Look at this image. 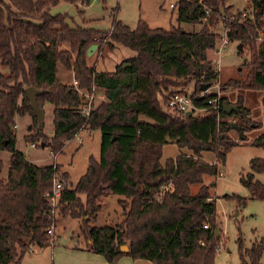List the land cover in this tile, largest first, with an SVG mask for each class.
<instances>
[{
	"label": "trees",
	"instance_id": "1",
	"mask_svg": "<svg viewBox=\"0 0 264 264\" xmlns=\"http://www.w3.org/2000/svg\"><path fill=\"white\" fill-rule=\"evenodd\" d=\"M61 1L0 0V150L10 152L6 178L1 177L0 158V264H21L32 245L50 243L45 193L53 189L60 166L33 163L17 148L16 117L25 114H31L34 122L26 140L44 144L54 155L62 153L83 128L101 131L100 158L90 155L86 172L74 185L63 187L59 205V215L80 219L87 249L110 264L124 255L154 264H215L221 244L219 221L216 199L204 176L216 175L228 152L262 122L251 118L243 96L231 102L209 89L218 85L220 92L264 90V36L260 35L264 0H251V14L245 16L243 11L232 13L227 0H180L177 20L202 24L192 32L182 27L153 28L142 19L132 28L116 14L108 29L71 25L67 14L50 12ZM65 1L90 4L92 0ZM206 6L211 8L208 16ZM221 21L229 41L242 43L240 52L248 54L242 76L224 83L209 57L221 37L215 30ZM94 43L97 53L104 45L113 50L119 43L136 55L114 70H97L87 56ZM59 63L73 71L77 85L60 80ZM192 82L195 105L207 107L208 112L188 116L166 108L168 96L174 91L188 93L181 87ZM204 84L209 91L201 95ZM30 85L45 91L37 97L42 109L46 103L54 106L52 135L44 132L30 105L25 93ZM93 87L103 92L104 99L85 116L81 106L86 97L79 89L90 93ZM214 99L218 109L209 102ZM225 103H234L237 109L226 112ZM236 115L240 130L232 126ZM170 142L191 153L163 161L164 145ZM253 144L264 147V133ZM204 151H213L216 162L203 159ZM250 166L252 171L241 173V182L251 197L264 200V183L255 179V172L264 173V158H253ZM61 173L65 181L69 179L68 172ZM194 184L199 185L196 193ZM109 193L120 196L122 219L94 225L102 208L100 197ZM240 204H245L242 199ZM238 241L243 264H261L264 240L250 248L242 237Z\"/></svg>",
	"mask_w": 264,
	"mask_h": 264
},
{
	"label": "rangeland",
	"instance_id": "2",
	"mask_svg": "<svg viewBox=\"0 0 264 264\" xmlns=\"http://www.w3.org/2000/svg\"><path fill=\"white\" fill-rule=\"evenodd\" d=\"M179 2L180 0H106V2L92 0L90 4H85L81 2L70 3L63 0L52 6L50 12L52 14H67L68 22L71 25H83L97 29L110 28L116 14L117 19L122 20L132 28H135L139 20L142 19L153 28L173 29L182 27L189 32L198 31L202 27L201 23L179 22L177 20ZM226 5H231L232 13L252 10L251 0H227ZM81 11L84 12L81 13ZM215 30L222 37L225 34L224 22L221 21ZM260 35L263 37L264 32H261ZM221 37L218 40V47L222 44ZM239 43L236 40L230 41L220 53L215 51L216 48L210 51L213 62H216V59L221 60L218 67L220 83H224L230 78L242 76L240 69L245 58L248 60V54L246 50L240 52ZM242 49L244 50V48ZM102 51V55H104L111 50L108 45H104ZM132 52H134L132 49L119 45L118 49L113 50V54L111 52L97 61L98 67L114 69V61L119 55ZM97 55L99 56L101 53H97L89 61L91 65L94 59H98ZM59 66L60 79L72 83L71 71L62 65ZM245 71L246 69L242 72L243 77ZM181 89L187 90L191 94L194 90V83L181 87ZM217 90L219 89L216 86L211 88V91ZM94 93L95 104H98L104 99L103 92L97 88ZM253 101L254 116L258 121L264 122L263 105L258 101L257 103L255 100ZM53 108L51 103H46L43 108L45 114L43 129L48 135L53 134ZM195 113H205V111L198 112L196 110ZM233 117H235V121L240 120L237 115ZM33 123L31 114L17 116L16 127L14 126L17 135V148L33 163H57L61 172L69 173V179L66 180L68 186L74 185L86 172L90 155L100 158V129L83 128L84 130L82 129L73 139L68 141L62 153L54 155L49 147H42L38 144L37 147H32V142L26 140V134L33 132ZM254 129L246 133V140L240 141L228 152L226 162L219 164V171L216 175L204 176V182L210 185V191L216 198L219 221L218 235L221 238V244L217 251L215 264H243L239 251V237H242L247 248H250L253 243L264 240V200L251 197L250 190L241 182V173L252 171L251 160L255 157L264 158V147L253 144L255 140ZM181 152L191 153L187 148L181 150L176 143H167L163 148V160L170 156L174 157ZM202 157L207 161H212L215 160V153L204 151ZM0 158L4 163L1 177L6 178L10 164V152L0 150ZM255 179L264 183V173L255 172ZM191 187L192 192L196 193L199 185L194 184ZM119 197V195L112 193L100 197L102 208L97 214V219L93 222L94 225L115 224L122 219V208L118 203ZM240 199L244 201V205L240 204ZM85 241L80 231V219L58 215L55 233L50 237V243L43 246L32 245L24 255L21 264H99L86 257L85 251L80 249L85 248ZM33 251L34 253H32ZM245 258L250 261L248 255ZM145 262L147 261L144 259H135L124 255L117 261V264H145ZM259 262L264 264V250L259 257Z\"/></svg>",
	"mask_w": 264,
	"mask_h": 264
},
{
	"label": "built area",
	"instance_id": "3",
	"mask_svg": "<svg viewBox=\"0 0 264 264\" xmlns=\"http://www.w3.org/2000/svg\"><path fill=\"white\" fill-rule=\"evenodd\" d=\"M199 2H202L203 0H198ZM205 14L206 16L211 14V8L206 6L205 7ZM251 14V10L248 12H243V16ZM222 38V44L220 47L216 46V52L220 53L225 46L230 42L227 35H226V31L225 34L221 37ZM214 48V49H215ZM221 60L220 59H216V62L214 61V65L216 66L217 70L218 67L220 66ZM75 84L77 85V81H75ZM218 88V85L216 86ZM96 87H93V91L92 92H86L83 89H79L80 92L82 94L85 95L86 97V102L84 104H82L81 106V112L85 115V116H89L90 111L92 110V108L94 107V98H95V91ZM211 90V89H209ZM209 90H203L200 91L201 95H204L207 91ZM218 91V94L220 95V91ZM221 96V95H220ZM210 103L213 104V108L214 109H218L219 105L217 103V99H214L213 101L210 100ZM166 108H168L170 111H172L173 113L176 114H186V112L188 111H192L196 112V110L199 111H205L208 112V108L207 107H198L195 105L194 100L191 96L190 93H183L180 91H174L172 92L167 99L166 102ZM16 127V125H15ZM32 147H37V144L35 142L31 143ZM53 164H57V163H53ZM62 173L61 171L58 173L57 177L55 178L54 181V186L53 189L51 191H48L45 193V197L46 200L48 202V215L49 218L51 219V222L49 224V226L46 229L47 235L49 237H51L52 235H54L55 233V227H56V222H57V217L59 215V205H60V199H61V194H62V189L66 184L65 179H63L62 177ZM205 227H208V225H205Z\"/></svg>",
	"mask_w": 264,
	"mask_h": 264
},
{
	"label": "crops",
	"instance_id": "4",
	"mask_svg": "<svg viewBox=\"0 0 264 264\" xmlns=\"http://www.w3.org/2000/svg\"><path fill=\"white\" fill-rule=\"evenodd\" d=\"M172 5V4H171ZM251 5H252V1H251ZM251 9H252V6H251ZM235 13V12H234ZM119 45H122V44H119V43H115V47H114V49L113 50H115V49H118V47H119ZM113 50H111V51H108V53L107 54H110L111 52H112V54H113ZM134 52H132V53H126L125 55L124 54H121V55H119V57H117V59L114 61V69L116 68V66L117 65H119V64H121L122 62H123V60H125V59H127V58H130V57H134L135 55H136V51L135 50H133ZM103 52V51H102ZM102 52H101V55H97L98 56V59L96 60V59H94L93 60V62H92V65H94L95 67H96V69L97 70H114V69H112V68H109V69H102V68H99L98 67V60L100 59L101 60V58L102 57H104L105 55H107V54H104V55H102ZM96 54H97V49L93 52V54L91 55V56H88V58H89V61H91L93 58H94V56H96ZM209 57H210V51H209ZM211 58V57H210ZM212 60H213V58H211ZM59 65H62L61 63H59ZM58 65V77H59V66ZM63 66V65H62ZM67 69V68H66ZM2 71L5 73V74H7L8 72H9V69H8V67H6V66H4V67H2ZM69 71H71V75H72V78H73V81H72V83H75V79H74V73H73V71L72 70H69ZM60 78V77H59ZM61 80V79H60ZM62 81V80H61ZM64 82V81H63ZM71 82V81H70ZM70 82H66V83H70ZM97 89V88H96ZM232 91H225V92H221L220 93V95L221 96H226V97H228L229 99H230V101L231 102H235L236 100H237V98H238V96H243V98H244V105L246 106V107H248L250 110H251V118L253 119V120H256V121H258L257 120V118L254 116V112H253V107H252V103L254 102L253 100H255V102L257 103V101L260 103V104H262L263 105V107H264V104H263V102H262V99H263V97H264V90L263 89H243V88H237V89H231ZM100 91V90H99ZM103 96H104V94H103ZM16 122H17V117H16ZM259 122H261V121H259ZM18 126V125H17ZM31 127V126H30ZM85 129H88V128H85ZM84 130V129H83ZM82 131V130H81ZM253 133H254V137H255V139L261 134V133H264V122H262V126L260 127V128H257V129H254V131H253ZM27 135V134H26ZM184 149V148H183ZM183 149H181V150H183ZM203 154V153H202ZM177 156V155H176ZM176 156H174V157H176ZM170 157H173V156H170ZM204 159V158H203ZM166 160V159H165ZM206 160V159H205ZM164 161V160H163ZM207 161V160H206ZM32 162V161H31ZM208 162H216V155H215V160H212V161H208ZM216 199V198H215ZM86 245V243L84 244V246ZM80 249H82L83 251H85V256L86 257H89V259H91L92 261H94V262H97V263H99V264H110L107 260H106V258L103 256V255H101V254H99V253H95V252H92L91 250L89 251V249H87L86 247L83 249V248H80ZM32 253H34V251L32 252ZM129 256V255H128ZM105 259H104V258ZM131 257V256H130ZM132 258V257H131ZM145 261H147V262H145V264H154L153 262H151V261H149V260H146V259H144ZM22 261H23V259H22Z\"/></svg>",
	"mask_w": 264,
	"mask_h": 264
},
{
	"label": "water",
	"instance_id": "5",
	"mask_svg": "<svg viewBox=\"0 0 264 264\" xmlns=\"http://www.w3.org/2000/svg\"><path fill=\"white\" fill-rule=\"evenodd\" d=\"M238 47H239V49H242V48H243L242 43H239ZM97 48H98V44H97V43L92 44V45L88 48V50H87V56H91V55L93 54V52H94ZM245 61H247V58H245ZM126 64H127V63H124L123 66L125 67ZM208 87H209L208 84H204V85H202V86L200 87V90H201V91H203V90H207ZM44 92H45L44 90H39V89H37L36 87H34V86H32V85L25 87V93H26V95H27V98L29 99L30 105H31V107H32V109H33V111H34V113L36 114V116H37V118H38V121H39V124H40L41 126L44 125V115H45V114H44L43 109H42V108L39 106V104H38L37 97H38V95H40V94H42V93H44ZM198 98H200V97H198ZM236 109H237V106H236L234 103H230V104H229V103H225V104H224V110H225L226 112H229V113H230V112H232V111H234V110H236ZM186 115H188V116H189V115H192V111H188V112H186ZM232 126H233L235 129H237V130H240V129H241V126H240L236 121H234V122L232 123ZM240 134H242V132H241ZM42 146H44V144H42ZM123 249L126 250V249H127V246H124Z\"/></svg>",
	"mask_w": 264,
	"mask_h": 264
}]
</instances>
